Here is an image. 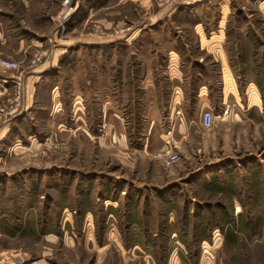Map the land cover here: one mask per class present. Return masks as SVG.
I'll return each instance as SVG.
<instances>
[{
  "label": "rangeland",
  "instance_id": "rangeland-1",
  "mask_svg": "<svg viewBox=\"0 0 264 264\" xmlns=\"http://www.w3.org/2000/svg\"><path fill=\"white\" fill-rule=\"evenodd\" d=\"M66 1L0 0V74L12 79H0V132L10 130L0 140V258L97 264L104 254L99 264H264V0L102 2L79 17L70 0V19ZM139 25L147 29L134 40L131 28ZM170 60H240L255 90L249 100L243 91L238 112L215 114L210 128L194 114L180 143L170 137V89L159 69ZM147 71L153 78L141 93ZM35 74L43 77L28 111ZM157 98L160 106L151 105ZM150 118L156 121L144 150L138 145ZM125 129L135 150L119 142ZM165 135L179 152L172 164L158 155ZM97 197L107 206L93 209L99 240L92 249L86 227L60 221L79 217L82 204ZM110 213L115 235L106 242ZM65 229L72 238V230L81 234L64 240ZM50 233L61 238L52 241Z\"/></svg>",
  "mask_w": 264,
  "mask_h": 264
},
{
  "label": "crops",
  "instance_id": "crops-1",
  "mask_svg": "<svg viewBox=\"0 0 264 264\" xmlns=\"http://www.w3.org/2000/svg\"><path fill=\"white\" fill-rule=\"evenodd\" d=\"M79 4V16L82 15L83 10H85V15L87 13L92 14L94 11L100 10V6L102 2H104L105 8H109L111 6H114L117 2H125L130 0H75ZM139 2L144 0H133ZM103 8V7H102ZM132 31H134L135 37L132 39H137L141 33H143L147 28L144 25L135 26ZM219 45V44H218ZM219 56H222L219 53ZM240 60H170V63L167 66H165L164 63L160 65L159 69L160 71H163L167 73L166 75V82L165 87L169 86V97H168V105L170 109V113L174 117L170 123H168L171 133V138L177 137L174 140L179 141L180 143H183L188 135L191 132V127L193 124V119L191 117L194 115L198 118V122L202 127V117L203 113L205 111H211L214 115L219 112H224L227 107L230 108L229 113L232 112H238L239 108L242 105V94L243 91L247 92L246 94L247 99H250V96L253 95L254 83L251 82V80L248 79L249 75L247 74L249 71V67L247 64L243 67V64ZM162 69V70H161ZM166 69V70H165ZM244 69V70H243ZM148 72V71H147ZM153 72L152 73H145L142 78V83L140 85L141 93H146V87L148 81H150L153 78ZM244 74L245 79L241 76ZM42 74H35L32 78L29 80V88H30V94L28 95V99L25 105L26 110H32L36 107V104H34V97L36 93V84L40 82L42 79ZM247 77V78H246ZM0 79L2 81H8L12 80L10 76L0 74ZM249 80V81H248ZM58 86H55L53 88V95L56 94V91L58 92ZM154 88L160 89V86H154ZM160 97V95H158ZM81 94L76 93V95L73 98V103L76 106L75 111H83L82 107L78 105L81 100L80 99ZM54 103L55 111L62 109V100L58 96H54L52 98ZM156 103V104H154ZM151 105L160 106V103L158 102V98L156 102L151 101ZM106 107H110V112H113L115 115L119 116V109L117 108V105H115L114 102H108L105 105ZM153 109V108H152ZM108 111V110H107ZM150 111V109H149ZM80 113V112H79ZM79 119H82V115L78 116ZM83 120V119H82ZM156 121V119L150 118L149 122L145 123L144 125V133L143 136L145 137V141L141 142L138 147H143L144 150H148L150 146V133L153 131V123ZM124 132L120 134L119 136V142L124 144L128 149L135 150L131 148V133H129L128 129L123 130ZM176 132V133H175ZM10 133V130L8 127L2 128L0 132V140L3 141L6 137H8ZM139 137V136H138ZM166 135L165 138L163 136L164 141H166ZM169 137V136H168ZM167 137V138H168ZM147 138V141H146ZM149 139V140H148ZM173 140V139H172ZM164 145L162 146V148ZM161 149V148H159ZM158 150V149H157ZM142 153V152H141ZM67 172H73L66 170ZM66 171H65V177H66ZM124 190V189H123ZM122 190V192H123ZM104 197H106L104 195ZM95 202L93 201V205H90L91 202L87 203L86 205L82 204L80 211L77 212V214H80L78 217L76 214L71 213L70 216H66L64 219L60 221V224L62 226H72V225H81L84 231L85 227L87 229V233L85 234V240L90 242L91 248L96 249L97 248V241L99 240V233H97V219L94 216L93 209L95 207H98L99 204L104 205L103 207H106L107 204L105 201H109L108 196L107 198H104L105 201H102L96 198ZM67 208V207H65ZM112 213L108 215L107 218L104 219V223H106V232L103 233V239L108 242L111 241V236L115 235L114 232H109V228L107 227L108 224L113 225L112 221ZM108 228V230H107ZM64 229V227H63ZM69 229H65V233L62 235L64 240H72L75 241L79 234L75 230H72L74 238H72L71 234H69ZM62 234V233H61ZM52 241L59 240L61 235L56 233H50L48 235ZM115 240L119 241V238L115 237ZM108 244L105 243L103 247L107 246ZM120 253L122 254L123 249L126 250V246L122 243H120V246L118 245ZM97 254V253H96ZM103 255L97 254L95 261L97 264H99L98 260L103 258ZM174 255V254H173ZM48 258V257H47ZM46 256L45 258H42L41 260H36L31 258L29 255L25 256L23 260L19 261L24 264L26 262L27 264H48L51 263L48 258L47 260Z\"/></svg>",
  "mask_w": 264,
  "mask_h": 264
},
{
  "label": "built area",
  "instance_id": "built-area-1",
  "mask_svg": "<svg viewBox=\"0 0 264 264\" xmlns=\"http://www.w3.org/2000/svg\"><path fill=\"white\" fill-rule=\"evenodd\" d=\"M65 3L66 5H70L69 9L67 10L65 14V17H68L70 19V17L73 16L72 15L73 12H75V6L73 2L70 0H67ZM3 64L6 65L7 67L13 66V63L9 60H4ZM229 110L230 108L227 107L224 113H228ZM214 119H215L214 114L211 111H205L202 117V122H203L204 127L206 128L212 127L214 123ZM158 155L160 157H164V160L166 161L167 164H172L176 159L179 158V152L173 148V146L171 145V140H166V144L164 145L162 149L159 150ZM0 264H10V262H8L7 260L3 258L2 259L0 258ZM16 264H23V263L17 262Z\"/></svg>",
  "mask_w": 264,
  "mask_h": 264
}]
</instances>
